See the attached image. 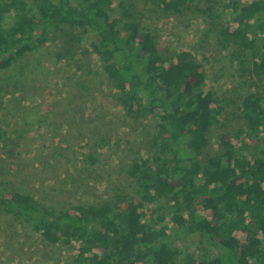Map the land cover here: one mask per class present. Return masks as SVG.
Instances as JSON below:
<instances>
[{
  "label": "trees",
  "instance_id": "obj_1",
  "mask_svg": "<svg viewBox=\"0 0 264 264\" xmlns=\"http://www.w3.org/2000/svg\"><path fill=\"white\" fill-rule=\"evenodd\" d=\"M149 3L182 15L191 0ZM225 9L235 27L220 30L221 45L237 48L243 76L264 80V0H229ZM141 20L131 0H0V72L64 28L92 31V52L125 117L156 120L150 155L127 169L134 195L57 211L0 181V213L49 244L77 242L79 264H264V92L237 103L242 126L221 132L214 148L210 134L236 101L207 89L191 52L162 55ZM193 235L202 250L182 258L178 243Z\"/></svg>",
  "mask_w": 264,
  "mask_h": 264
},
{
  "label": "rangeland",
  "instance_id": "obj_2",
  "mask_svg": "<svg viewBox=\"0 0 264 264\" xmlns=\"http://www.w3.org/2000/svg\"><path fill=\"white\" fill-rule=\"evenodd\" d=\"M131 1L162 55L191 52L206 74L207 89L236 101L210 134L216 148L221 132L242 126L237 103L264 92V80L240 73L237 48L220 43V30L235 27L225 9L229 0H191L182 15L158 10L149 0ZM209 5L213 11L202 15L199 9ZM94 39L92 31L64 28L41 50L0 72V181L8 193L28 194L57 211L101 204L117 191L135 194L127 169L150 155L156 120L125 117L92 52ZM157 208L165 214L163 203ZM199 211L213 221L212 211ZM178 245L182 258L202 250L198 235ZM79 246L49 244L28 224L0 213V264H79Z\"/></svg>",
  "mask_w": 264,
  "mask_h": 264
}]
</instances>
